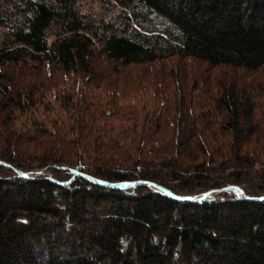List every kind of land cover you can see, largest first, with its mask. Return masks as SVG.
<instances>
[{
  "label": "trees",
  "instance_id": "trees-1",
  "mask_svg": "<svg viewBox=\"0 0 264 264\" xmlns=\"http://www.w3.org/2000/svg\"><path fill=\"white\" fill-rule=\"evenodd\" d=\"M258 73L264 0H0V264H264Z\"/></svg>",
  "mask_w": 264,
  "mask_h": 264
},
{
  "label": "rangeland",
  "instance_id": "rangeland-1",
  "mask_svg": "<svg viewBox=\"0 0 264 264\" xmlns=\"http://www.w3.org/2000/svg\"><path fill=\"white\" fill-rule=\"evenodd\" d=\"M152 70V68H151ZM259 77H258V83L262 84L264 83V73H258ZM257 76V75H255ZM261 100L264 101V97L261 98ZM38 157L36 156L35 159H37ZM40 158V156H39ZM264 171V164H257L255 166H253V177H249V181L246 180L243 183L248 186V191H252L251 193L254 194H258L255 189L261 188V182H262V178L261 177L263 174L262 172ZM13 172V171H12ZM6 174L4 169L0 168V175ZM9 174V173H8ZM165 177H167V185L168 186H174L175 190H177L178 192H182L179 187L175 184V181H171L172 178H174V176H169L167 174H165ZM210 179H212L214 186H221L227 182H233L234 178H232V176L229 174V172H222V170H220L219 168H215L211 171L210 174Z\"/></svg>",
  "mask_w": 264,
  "mask_h": 264
},
{
  "label": "water",
  "instance_id": "water-1",
  "mask_svg": "<svg viewBox=\"0 0 264 264\" xmlns=\"http://www.w3.org/2000/svg\"><path fill=\"white\" fill-rule=\"evenodd\" d=\"M78 174H76L75 176H77ZM89 178V176H87ZM108 187L110 188H122V187H125V186H116V185H108ZM239 189L238 188H229V191L228 192H239L238 191ZM181 201H184V202H195L197 200H199V198H195V197H192V198H189V199H180ZM260 201H264V198H260L258 199Z\"/></svg>",
  "mask_w": 264,
  "mask_h": 264
}]
</instances>
